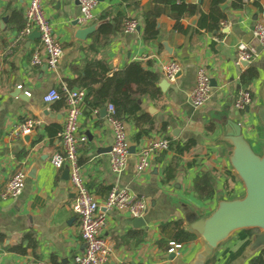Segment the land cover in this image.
<instances>
[{"label":"crops","instance_id":"crops-1","mask_svg":"<svg viewBox=\"0 0 264 264\" xmlns=\"http://www.w3.org/2000/svg\"><path fill=\"white\" fill-rule=\"evenodd\" d=\"M30 1L0 0V264H75V258L85 250L79 217L71 209L74 193L68 168L57 171L51 164L52 158L63 152L60 134L65 103L47 104L44 97L51 89L62 90L68 81H74L88 60L105 61L113 71L140 62L159 74L158 87L166 80L165 65L175 61L181 67L176 80L167 81L165 92L159 87V101H142L143 111L154 121L149 134L140 133L138 127L125 121L131 154L120 175L111 170L113 132L108 112L102 114L110 104L99 110H92L85 102L82 105L79 130L88 142L80 148L79 160L86 185L105 214L101 235L112 249L108 264H251L264 250L260 232L240 231L212 253L201 238L189 233L184 217L187 210L207 217L220 201L244 194L229 163L232 148L225 141L229 131L226 122H237L254 150L261 152L264 127L257 112L264 107V48L253 29L261 19L264 0H244L238 9L232 6L233 0L218 4L217 9L212 8V0H186L200 12L181 19V30L176 28L170 8L155 5L154 0H98L94 21L84 26L96 29L84 41L75 38L76 31L84 28L74 25L80 15L78 0H44L43 8L64 49L56 71L31 64L40 38H20L22 30L10 24L14 12L25 14ZM155 8L160 12L156 20L159 33L147 42L145 19ZM221 16L223 19L215 23ZM120 18L122 23L126 18L138 20L137 32L117 33L107 46L89 50L102 20L114 24ZM241 46L257 53L252 63L237 64ZM249 67L258 73L249 87L253 103L245 112H238L233 103L243 90L241 76ZM199 68L211 79L212 96L207 105L195 109L189 95L196 86ZM119 115L124 117L121 111ZM29 119L36 122L35 131L12 138L11 130ZM159 138L181 143L194 140L195 146L183 155L171 148L161 151L151 158L144 172L138 173V152ZM19 169L27 176L22 194L3 200V192ZM114 187L146 199L142 223L127 212L103 207ZM31 234L34 247L27 238ZM170 242L180 243L182 248L169 253ZM18 246L26 252H15L13 248Z\"/></svg>","mask_w":264,"mask_h":264},{"label":"built area","instance_id":"built-area-1","mask_svg":"<svg viewBox=\"0 0 264 264\" xmlns=\"http://www.w3.org/2000/svg\"><path fill=\"white\" fill-rule=\"evenodd\" d=\"M43 1H30L25 10L26 25L20 33V38H25L37 30L40 34V47L33 54L31 64L35 67L44 66L50 71H56L64 56V49L55 36L53 25L43 8ZM78 2L80 9L78 24L84 27L94 21L93 12L98 0H78ZM122 27L124 34L131 35L137 32L140 23L134 18H126L122 23ZM253 35L260 46L264 48V11L261 19L254 26ZM256 55L255 50L249 49L247 46H241L237 51V64H250ZM180 71L181 67L175 61H171L163 67V73L169 82H174ZM62 92L66 96L65 121L60 134L63 152L56 154L52 158L51 164L57 171L65 167L69 169V180L74 193L71 209L79 217L80 235L85 245L84 252L75 258V264H108L112 249L101 235L106 221L105 214L101 211V204L86 185L79 160V150L88 142L87 136L80 133L79 130V118L86 91L70 89L67 85H64ZM63 94L56 89H51L45 95L44 102L47 104L56 103L63 98ZM211 96V79L205 69L199 68L196 75V86L189 95V101L193 108L200 109L207 105ZM252 103L251 92L240 90L233 106L236 111L245 112L251 107ZM107 112L108 123L113 132V144L110 151L111 170L114 174L120 175L127 168L131 154V144L126 123L119 116L115 106L113 104L108 105ZM36 126V122L29 119L16 125L11 130L10 136L14 139L21 138L34 132ZM169 147V141L164 138L150 141L138 152L137 172H144L149 167L151 158L161 151L169 150ZM26 178V172L23 169L17 170L3 192L2 199L9 200L20 196L25 188ZM103 207L107 211L127 212L132 218L140 219L144 217L147 211V201L145 198L131 194L127 189L114 187L104 201ZM181 248L180 243L170 242L168 252L174 253ZM37 264L47 263L38 262ZM119 264L127 263L121 262Z\"/></svg>","mask_w":264,"mask_h":264},{"label":"trees","instance_id":"trees-1","mask_svg":"<svg viewBox=\"0 0 264 264\" xmlns=\"http://www.w3.org/2000/svg\"><path fill=\"white\" fill-rule=\"evenodd\" d=\"M129 1V0H123ZM226 0H212L211 6L217 9L218 4ZM155 5L170 8L171 16L176 20V28L181 30L180 21L185 17H193L200 10L197 6L187 4L186 0H154ZM234 8L244 6V0H233ZM151 17L145 19L144 39L149 42L158 36L156 20L160 16L157 8L150 10ZM223 19H215L219 23ZM122 18L117 19L114 24L104 22L99 25L94 33V44L89 50L98 51V48L107 46L111 38L123 32ZM10 24L13 28L23 30L26 25V18L23 11H15ZM217 25V24H216ZM258 73L255 68H247L241 76V87L248 90ZM159 74L145 68L140 62L131 63L120 71H113L107 62L102 60H88L82 72L74 81H68L69 88L78 87L86 91L84 102L92 109L99 110L106 104H113L119 114H123V121L133 123L140 129V133L149 134L154 129L153 118L142 109V101L151 99L159 101L162 98V91L158 87ZM63 94L62 90H59ZM66 104V96L60 100ZM120 116V115H119ZM169 149H174L178 154L183 155L195 146L194 140L185 143L169 140ZM249 233H259L260 230H251ZM31 246H36L32 234L27 237ZM15 252L24 254L26 250L21 246L13 248ZM251 264H264V250L251 260Z\"/></svg>","mask_w":264,"mask_h":264},{"label":"water","instance_id":"water-1","mask_svg":"<svg viewBox=\"0 0 264 264\" xmlns=\"http://www.w3.org/2000/svg\"><path fill=\"white\" fill-rule=\"evenodd\" d=\"M3 21L6 22V18ZM74 25L79 26L78 20ZM95 29V26L81 27L76 31L75 38L84 41ZM28 38L33 41L39 39L40 34L35 30ZM167 85V80H163L159 87L165 92ZM107 107L102 110V114L107 113ZM257 117L264 127V107L259 108ZM226 126L229 131L225 141L232 148L229 163L244 194L232 200L220 201L214 212L207 217H199L190 210H187L184 217L189 233L201 238L212 253L240 231L260 230L259 239L264 246V143L261 152L257 153L237 122H226ZM67 173L69 175V169ZM138 223H142V220H138Z\"/></svg>","mask_w":264,"mask_h":264}]
</instances>
